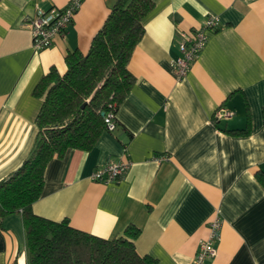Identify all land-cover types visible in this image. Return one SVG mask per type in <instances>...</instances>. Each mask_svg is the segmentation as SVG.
Here are the masks:
<instances>
[{
    "label": "crops",
    "instance_id": "0c3cea01",
    "mask_svg": "<svg viewBox=\"0 0 264 264\" xmlns=\"http://www.w3.org/2000/svg\"><path fill=\"white\" fill-rule=\"evenodd\" d=\"M152 1L127 64L134 83L116 110V128L89 150L53 157L32 211L101 238L134 224L136 251L156 264H192L218 216L216 254L205 264H264V185L257 177L264 172V0ZM67 2L0 0V181L34 146L37 83L50 67L65 72L68 51L88 52L114 0H82L66 33L36 51L26 19L37 7ZM208 15L218 17V27L179 78L171 65L179 31L201 27ZM220 105L234 114L215 122ZM125 158L132 164L123 178H91L98 166ZM0 264H28L19 213L1 220Z\"/></svg>",
    "mask_w": 264,
    "mask_h": 264
},
{
    "label": "trees",
    "instance_id": "16d2710c",
    "mask_svg": "<svg viewBox=\"0 0 264 264\" xmlns=\"http://www.w3.org/2000/svg\"><path fill=\"white\" fill-rule=\"evenodd\" d=\"M153 7L152 0H114L88 52L68 51L65 72L50 67L34 88L42 98L34 146L0 181V224L6 214H20L28 264H156L155 258L136 251L140 228L134 224L101 238L74 228L67 218L55 221L32 211L48 162L70 148L91 149L106 131V113L116 112L134 83L127 64ZM234 131L245 133L246 128ZM257 177L264 185V172Z\"/></svg>",
    "mask_w": 264,
    "mask_h": 264
},
{
    "label": "built area",
    "instance_id": "2783aa9c",
    "mask_svg": "<svg viewBox=\"0 0 264 264\" xmlns=\"http://www.w3.org/2000/svg\"><path fill=\"white\" fill-rule=\"evenodd\" d=\"M82 4V0H68L67 4L61 8H50L47 10L36 8L35 14L26 19L32 35V47L36 51L49 47L57 36L66 33L71 25L74 16ZM219 19L215 15L206 16L201 27L190 32L179 31L180 40L178 42L179 55L171 60L176 75L184 77L190 70L192 63L197 59L200 51L207 41V32L218 27ZM114 111H109L104 117L106 131L112 132L116 128L117 121ZM233 110L220 105L213 114V121L226 120L232 117ZM168 158L163 155L157 158L158 161ZM132 162L125 158L120 161H108L104 165L98 166L91 174L93 180L110 183L125 176ZM220 227V218L214 217L210 221V235L199 241L198 250L194 256L192 264H205L206 260L216 254L214 240L217 238V229Z\"/></svg>",
    "mask_w": 264,
    "mask_h": 264
}]
</instances>
